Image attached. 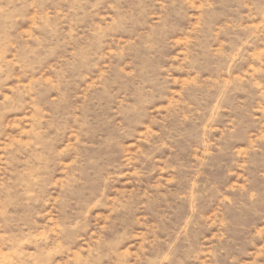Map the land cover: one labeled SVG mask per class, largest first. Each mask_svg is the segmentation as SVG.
<instances>
[{
  "label": "rangeland",
  "instance_id": "374dc122",
  "mask_svg": "<svg viewBox=\"0 0 264 264\" xmlns=\"http://www.w3.org/2000/svg\"><path fill=\"white\" fill-rule=\"evenodd\" d=\"M0 264H264V0H0Z\"/></svg>",
  "mask_w": 264,
  "mask_h": 264
}]
</instances>
